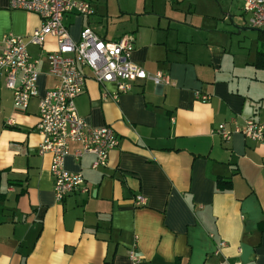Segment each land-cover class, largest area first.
<instances>
[{
  "label": "crops",
  "instance_id": "1",
  "mask_svg": "<svg viewBox=\"0 0 264 264\" xmlns=\"http://www.w3.org/2000/svg\"><path fill=\"white\" fill-rule=\"evenodd\" d=\"M85 1L93 15L64 16L73 40L84 28L109 41L131 34L132 61L174 85L137 80L105 99L115 84L99 85L81 67L87 79L76 110L90 126H110L118 145L94 169V155L75 159L80 143L70 142L64 167L80 172L88 191L57 201L51 154L38 153L35 129L39 97L57 82L47 62L55 41L27 46L40 62L38 96L26 109L14 106L0 75V264H130L132 247L139 264H264V143L237 132L224 141L214 131L224 122L231 129L264 122V64H257L264 31L244 29L251 26L241 0H138L115 14ZM9 4L0 0V40L40 25ZM112 16L119 23L109 26Z\"/></svg>",
  "mask_w": 264,
  "mask_h": 264
},
{
  "label": "built area",
  "instance_id": "2",
  "mask_svg": "<svg viewBox=\"0 0 264 264\" xmlns=\"http://www.w3.org/2000/svg\"><path fill=\"white\" fill-rule=\"evenodd\" d=\"M243 13L247 14L251 27L264 29V0H241ZM11 9L25 10L40 18V25L25 37L10 32L3 34L0 40V75L5 79L6 88L13 94V104L26 109L31 99L38 96L37 81L39 58H33L28 50L29 44L42 48L46 39L52 37L55 47L48 52V73L57 82L38 100V120L35 129L42 140L38 153L51 154L50 176L53 194L57 201H62L73 193H86L88 188L80 172H71L64 167V160L69 154V143L79 142L80 148L72 153L75 159L84 154L94 155L91 167L96 169L107 165L109 153L118 145V138L110 126H90L81 117L74 99L85 86L87 76L81 67L89 68L92 78L99 84L114 83L115 90L103 98L116 100L122 93L131 90L137 80H150L155 85H174L168 74L157 71L150 73L132 59L134 38L125 34L113 41L105 40L90 28L80 32V38L73 40L64 23L67 13L91 16L94 9L85 0H9ZM195 96L202 102L209 100L208 94L199 91ZM232 118L229 124H234ZM13 119L5 120L12 125ZM224 141H228L235 132L248 140L264 143V122L245 119L242 125L233 129L226 122L219 123L214 130ZM145 198L136 195L134 203L144 205ZM220 242L215 254L221 255ZM130 264H139L140 256L135 247L127 251ZM223 258L219 264H223ZM232 264H240L234 262Z\"/></svg>",
  "mask_w": 264,
  "mask_h": 264
},
{
  "label": "rangeland",
  "instance_id": "3",
  "mask_svg": "<svg viewBox=\"0 0 264 264\" xmlns=\"http://www.w3.org/2000/svg\"><path fill=\"white\" fill-rule=\"evenodd\" d=\"M91 1H94V4L102 8V10L103 9L105 10L106 8H108V10L112 14H115V12L117 13L120 12V3H122V5H124L123 3H125V5L129 7H134V6L139 5L138 0H91ZM108 21H109V26L113 25L114 23H119V21H117L116 17L114 16H112L111 18L108 17Z\"/></svg>",
  "mask_w": 264,
  "mask_h": 264
},
{
  "label": "trees",
  "instance_id": "4",
  "mask_svg": "<svg viewBox=\"0 0 264 264\" xmlns=\"http://www.w3.org/2000/svg\"><path fill=\"white\" fill-rule=\"evenodd\" d=\"M257 64L258 65L264 64V56H262V53H260V56H259V58L257 60ZM219 184H220V187H222V186H225L224 188L229 187V184L228 183L223 184V183L220 182V180H219Z\"/></svg>",
  "mask_w": 264,
  "mask_h": 264
},
{
  "label": "water",
  "instance_id": "5",
  "mask_svg": "<svg viewBox=\"0 0 264 264\" xmlns=\"http://www.w3.org/2000/svg\"><path fill=\"white\" fill-rule=\"evenodd\" d=\"M244 29L264 31V29H258V28H254V27H248V28H244Z\"/></svg>",
  "mask_w": 264,
  "mask_h": 264
}]
</instances>
